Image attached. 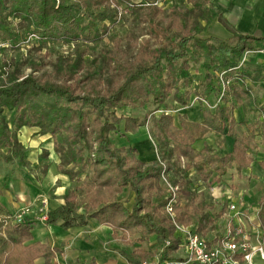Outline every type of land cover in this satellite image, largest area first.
I'll return each mask as SVG.
<instances>
[{
	"label": "trees",
	"instance_id": "1",
	"mask_svg": "<svg viewBox=\"0 0 264 264\" xmlns=\"http://www.w3.org/2000/svg\"><path fill=\"white\" fill-rule=\"evenodd\" d=\"M120 1L129 4L121 15L115 0H0V42L33 35L42 48L47 43H76L85 46L81 55L87 54L103 34L122 23L128 11L143 14V4ZM189 1L205 25L183 22L184 13L173 7L175 33H170L172 26L169 31L161 29L166 41L161 40L159 46L143 43L132 61L115 60L114 68L121 79L116 86L109 80L103 90L85 87L90 77L81 78L76 63L62 68L60 82L50 85L34 74L0 78V146L6 151L0 160L29 166L27 148L18 133L23 127H38L39 134L53 139L60 159L58 170L74 183L65 203L47 214V224L63 220V228L69 229L85 226L94 218L114 234L121 232L127 242L131 239L135 244H150L155 238L157 247H161L171 240L172 246L164 249L165 258L178 243L165 210L169 196L162 176L165 172L180 186L177 219L204 233L215 228L225 206L219 211H204L213 206L195 205V185L213 190L228 184L229 174L243 177L255 160L253 152L264 145V117L253 120L235 116L246 102L251 107L257 105L250 83L264 68L252 66L244 57L247 52L264 50V35L234 34L233 43L217 37L201 38L198 35L208 29L217 13L208 6L209 0ZM150 6H156L146 14L154 24L164 9ZM151 33L159 36L153 25ZM193 65L203 70V79L195 85L190 77ZM195 95L207 101L202 106L203 120H191L184 113L179 115L177 125L175 114L167 111L171 99L174 107L185 108ZM212 100L216 101L215 108ZM128 107H142L147 114L118 115ZM6 110L13 113L11 121ZM150 121L158 160L145 163L136 147L117 145L111 138L122 125L124 134L136 133ZM228 140L233 141L230 149ZM163 162L169 167L164 168ZM191 171L192 178L188 176ZM173 174L180 175L179 179ZM129 191L134 193L131 209L123 200ZM258 204L263 207L260 220L264 229V199ZM34 225L30 218L16 221L0 198V264H35L39 258L53 264L59 250L34 240ZM141 252L151 259L157 249ZM126 256L142 264L133 255Z\"/></svg>",
	"mask_w": 264,
	"mask_h": 264
},
{
	"label": "crops",
	"instance_id": "2",
	"mask_svg": "<svg viewBox=\"0 0 264 264\" xmlns=\"http://www.w3.org/2000/svg\"><path fill=\"white\" fill-rule=\"evenodd\" d=\"M131 1L150 3L158 0ZM170 1L173 3L178 0ZM208 6L217 13L213 20L222 21L231 29L229 33L232 38L234 34L264 35V0H209ZM255 54L257 58L247 59V62H250L252 66L264 68V50H259ZM250 85L253 96L257 98V105L256 107L250 106L248 109L249 115L252 114L253 117H250L251 115L243 117L254 120L260 116L264 117V72L257 76ZM255 90L257 93L254 92ZM5 114L7 115V110ZM195 115L198 119H194V115H192L193 119L189 115L188 117L194 121L203 120L202 111ZM12 116L11 112L10 121ZM235 116L238 117L236 111ZM39 131L38 127H23L18 133L19 140L27 148L26 157L30 162L29 166H21L17 161L0 160V189H2L0 198L2 202L12 214L26 209L30 210L26 218L35 221L34 240L47 243L59 250L53 264H131L126 256L128 242L123 240L122 233L114 234L109 226L100 224L98 220L92 218L85 226L66 229L62 226L63 220L52 225L41 219L42 215L48 214L65 203V197L74 188V183L68 175L58 170L60 159L54 150L51 136L41 135ZM144 131L145 129L141 127L134 133V140L128 143L129 145L127 143L121 145L138 148L139 158L145 163H150L158 160L159 154L156 142L153 140V144L149 139L150 135ZM138 135L139 140L136 139ZM231 141H227L229 149L233 142ZM153 145L156 146L155 149ZM201 146L198 145V148ZM5 152V148L0 146V158ZM253 156L255 160L246 170L245 175L247 176L255 174V171L259 174L262 173L261 170L264 171V145L258 151L253 152ZM43 169H47L46 172L43 173ZM129 192L134 200V193ZM80 212L83 213L84 209H80ZM35 264H45L44 258L37 259Z\"/></svg>",
	"mask_w": 264,
	"mask_h": 264
},
{
	"label": "rangeland",
	"instance_id": "3",
	"mask_svg": "<svg viewBox=\"0 0 264 264\" xmlns=\"http://www.w3.org/2000/svg\"><path fill=\"white\" fill-rule=\"evenodd\" d=\"M135 3H140L145 6L143 14H132V11H128L127 14L129 15L125 14L123 16L122 23L109 33L103 34L99 41L91 45L87 54L81 55V52L85 49V46L83 44L76 43L69 44L59 42L54 45L47 43L42 48L39 45L38 38L34 37L33 35L27 37L19 36L16 41L11 40L6 43L0 42V78L2 77L4 79H9L12 75L19 77L34 74L42 83L50 85L60 82V73L62 72V68H68L70 65L73 66V64L76 63V65L79 67L77 70L78 75L81 78H84L85 76L90 77L85 81L84 86L92 89V91H99V89L103 90L107 87L109 80L113 81V86H116L118 81H121L114 68L115 60H120L122 62L132 61L135 58L141 44L146 43L150 47L154 48L160 45L161 40L166 41V34L165 32L163 34L161 29H166V31H169V27L172 26L171 9L173 7L180 8L184 13V20H182L183 22L187 21L189 24L193 25L195 23L205 25L204 19L200 18V16L193 11V6L189 0H178L173 3L170 0H158L157 2L150 3L136 1ZM150 5H157V7L164 9L163 13H161L154 21V24L149 23L148 17L146 15L147 13L153 12L155 10L154 8L156 6L152 7ZM13 25L15 26V24ZM152 25L156 34L159 35L158 37H156L155 33H151ZM172 28L170 32L171 34L175 33L176 31V27L173 29ZM230 30L231 29L226 25V23L222 21L217 22L215 19L212 20L208 30L202 34H199L198 36L201 38L220 37L223 40L233 43L234 40L230 34ZM256 58L257 54L249 52L246 53V61H248L247 59L253 60ZM202 71L203 70L194 65L190 70V77L193 80L194 85L196 83H200V81L203 79ZM256 91L257 90L254 92L257 93ZM212 101L215 102L212 104L213 108H215L216 101ZM206 104V100L201 101V99L197 98L196 95L192 97V104L185 108L178 105L174 107L173 101L171 99V103L169 105L170 107L167 111L170 113L173 112L175 114V123L179 125L180 114H184L186 112L191 118L193 117L192 115H194V119H198L195 114L201 113L202 106ZM244 105H246L245 108L236 110V115L238 117H243L244 115H247L248 117L251 115L250 117H253L252 114L249 115L248 113V109H250L248 103L246 102ZM145 114H147V112L142 107H138L136 109L128 107L118 111V115H122L124 117L143 116ZM10 116L11 112L7 110V117ZM151 126L152 122L150 121L143 128L145 129L144 132L147 133V135H150L149 139L152 142L153 140L155 141V139L152 138L150 134ZM123 129L124 128L122 125L120 126V129H118V133H111V138L117 145H121L122 143L128 144L134 140V133L124 134ZM136 137L137 140L140 139L139 135ZM212 141L213 139H211V142ZM198 145L201 146V144ZM153 146V149H155L156 146ZM138 154L140 156L139 151ZM182 164H184L183 161L180 163V165ZM163 166L164 168H168L169 163L163 162ZM261 172L262 173L259 174L255 171V174L252 173L248 176L244 175L241 178H238L236 175L229 174L226 176L228 184L224 185V187L223 185H217V187L224 188L223 192H227L232 199L244 197L247 204H257L261 199H264V171L261 170ZM173 175L177 176V178L180 177V175L177 174ZM188 176L191 178L194 177V172H189ZM168 181L171 182L169 178ZM172 184L179 186V184ZM195 187V195L197 198L195 205H202L206 203L213 206V208H205L204 211H209L210 209L219 211L221 209V204L223 201H225L226 195H224L223 199H218L213 196V190H209L207 187L200 186L199 184L198 186L195 185ZM123 200L125 201L128 208L132 207L134 200L131 192L126 193L123 197ZM185 203L186 200L183 201V204ZM211 211L214 212L213 210ZM148 248H151L152 250L158 248L154 238H152L150 244H135V242L131 239H129V242L126 244V250L128 254L133 255L134 259L136 258L137 260H142V264L148 262L150 258L145 257V255L141 252V249L145 250ZM130 263L137 264L133 260H130Z\"/></svg>",
	"mask_w": 264,
	"mask_h": 264
},
{
	"label": "built area",
	"instance_id": "4",
	"mask_svg": "<svg viewBox=\"0 0 264 264\" xmlns=\"http://www.w3.org/2000/svg\"><path fill=\"white\" fill-rule=\"evenodd\" d=\"M115 2L121 11L119 15L129 6L120 0ZM224 75L225 71L220 74L221 78ZM162 176L169 188L165 210L171 218L178 243L177 247L164 258V249L172 246L171 240H166L163 246L157 248L155 256L144 264H264L261 205L247 204L244 197L232 199L227 192H223L224 188L216 186L213 188V196L223 199L226 195L225 201L221 204L222 207L225 206V210L215 221V228L204 233L198 227L177 219L176 205L180 188L168 181L165 172ZM29 212L30 210L26 209L16 213L14 219L22 221ZM41 219L46 222L48 215H42Z\"/></svg>",
	"mask_w": 264,
	"mask_h": 264
}]
</instances>
